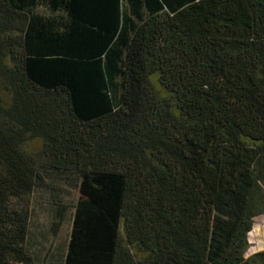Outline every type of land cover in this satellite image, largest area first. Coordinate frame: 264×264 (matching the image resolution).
<instances>
[{
    "label": "trees",
    "instance_id": "obj_1",
    "mask_svg": "<svg viewBox=\"0 0 264 264\" xmlns=\"http://www.w3.org/2000/svg\"><path fill=\"white\" fill-rule=\"evenodd\" d=\"M40 141L38 150L32 143ZM257 148L226 249L207 264H264V0H0V264L208 260L229 150ZM66 247L30 242L49 193ZM57 179V180H56Z\"/></svg>",
    "mask_w": 264,
    "mask_h": 264
},
{
    "label": "rangeland",
    "instance_id": "obj_2",
    "mask_svg": "<svg viewBox=\"0 0 264 264\" xmlns=\"http://www.w3.org/2000/svg\"><path fill=\"white\" fill-rule=\"evenodd\" d=\"M40 146V141H35L31 149L36 151ZM257 155L258 151L254 146L248 147L243 152L228 151L231 162L222 175V192L213 221L211 252L208 260L172 256L168 264H207L226 249L245 208L249 188L255 180L254 163ZM47 185L50 188L55 187L56 192L72 207L64 225L58 234H55L52 230L54 217L50 208V195L49 193L44 195L40 193L42 191H39L33 198V219L29 239L37 249H40L41 256L48 253L49 256L54 257L57 249L61 253L67 245L73 221L74 204L80 193L73 178L65 177L48 182ZM249 241L247 257L264 250V214L255 219L253 229L249 233Z\"/></svg>",
    "mask_w": 264,
    "mask_h": 264
}]
</instances>
